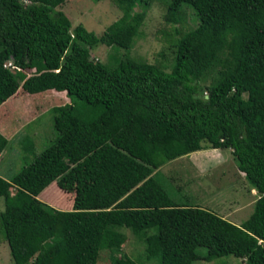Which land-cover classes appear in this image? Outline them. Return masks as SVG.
<instances>
[{
    "label": "trees",
    "instance_id": "obj_1",
    "mask_svg": "<svg viewBox=\"0 0 264 264\" xmlns=\"http://www.w3.org/2000/svg\"><path fill=\"white\" fill-rule=\"evenodd\" d=\"M63 1L0 0V106L18 90L67 100L50 108L56 140L9 182L0 178L12 264H96L100 251L119 249L122 229L151 232L157 264L225 256L264 264V0H169L168 72L125 56L90 58L99 45L128 47L142 0H112L121 17L99 35L72 27L56 10ZM183 6L196 18L188 30L179 27ZM6 143L0 135V152ZM205 149L228 150L257 194L240 225L178 203L159 176L167 162ZM52 182L73 192L70 211L35 199Z\"/></svg>",
    "mask_w": 264,
    "mask_h": 264
},
{
    "label": "rangeland",
    "instance_id": "obj_2",
    "mask_svg": "<svg viewBox=\"0 0 264 264\" xmlns=\"http://www.w3.org/2000/svg\"><path fill=\"white\" fill-rule=\"evenodd\" d=\"M168 5L169 0H142L136 3L132 13L142 12L143 19L137 35L128 43V47L107 48L99 45L89 51L90 58L94 62L112 63L113 56L115 58L125 56L137 62L154 65L165 72L170 71L176 35L175 27L165 21ZM183 8L186 18L179 27L182 30H188L195 27L196 18L190 8L186 6ZM56 10L63 12L72 27L81 25L95 35L102 33L121 17V12L112 0H64ZM176 28L178 27L176 26ZM21 97L22 95L17 99V102H22L23 112H26L28 116L41 108L42 113L37 122L24 126L20 133L18 132L20 135L29 132L30 142H22V138L18 140V143L25 147L24 153L16 148L17 137L9 145L10 149L4 150L8 157L2 161L0 168L7 164V168L13 175L56 140L58 134L53 127V114L50 112V108L67 103V100L61 95H52L51 93L38 95V97L27 96L26 99ZM34 130H39L37 140L31 136ZM221 153L222 156L217 152L212 153L214 159L219 162L210 166L206 165V169L209 170L195 169L196 167L191 165V161L187 159L186 155L182 159L180 157V159L164 164L159 170V176L167 184L168 191L173 190L171 195L178 203L197 206L238 225L251 214L257 194L250 190L243 175L237 171L229 156V151L222 150ZM73 196V192L64 193L57 187L56 182H52L35 199L45 204L48 202V205L54 209L70 211ZM1 205L2 203H0V207ZM2 209L0 208V212ZM121 232L124 234L125 240L119 249L100 251L96 264H117V262L122 264H157L156 252L146 240L150 238L151 232L147 234L146 238L135 237L126 229H122ZM0 264H12L7 245L1 235ZM193 264H244V262L232 256H225L210 262L199 260Z\"/></svg>",
    "mask_w": 264,
    "mask_h": 264
},
{
    "label": "crops",
    "instance_id": "obj_3",
    "mask_svg": "<svg viewBox=\"0 0 264 264\" xmlns=\"http://www.w3.org/2000/svg\"><path fill=\"white\" fill-rule=\"evenodd\" d=\"M20 95H22V97H21L22 99H26L27 96L38 97V95H41V94H36V95H26V94H24L23 95V93L20 90H18L15 93V95H13L9 99H7V101L0 106V111H2V107L8 106L9 104L13 105V107H14L13 108V114H12L13 116L11 115L10 117H8L9 118L8 122L7 123L0 122V135L7 142L5 147H4V149L0 152V165H1L2 161H5V159H7L6 157H8V156H6L7 152L4 151V150L5 149H10L9 145L12 142L15 141L16 137H17V146H16V148H17L18 151L21 150L24 153L25 147H22V145H20L18 143V140L22 138V142L23 141L30 142L29 139H28V133L29 132L25 133V134H21V135L18 134V132L20 133V130L24 126L31 125V124L37 122L40 119V115L42 113V108L41 109H37V111L34 114H32L31 116H28L26 112H23L24 108H23L22 102H19V103L17 102V99L20 97ZM20 104H22V105H20ZM13 117L15 118V121H14ZM11 118H12V120H11ZM38 134H39V130H34L32 132L31 136L34 137L35 140H37ZM27 147L30 148V146H27ZM202 151H204V152H202ZM200 152H202V154H199ZM214 152H217L219 155L222 156V153L219 150H216V149H205V150H201V151L190 153L189 155H187V157H188L187 159H189L191 161V165H194L193 166L194 168L196 167L195 169L209 170V169H206V165L210 166L213 163L216 164L217 162H219V160L218 161L215 160L214 157L212 156V153H214ZM183 157H185V156H183ZM183 157H181V159ZM2 158H4V159L2 160ZM178 159H180V158H178ZM7 167H8V165L4 164V166L2 168H0V178L5 180V181H7V182H9L11 180V178L16 173L13 175L10 172V169L7 168ZM47 187L45 189H43L42 192H44L47 189ZM0 203H2L0 208H3V202H2L1 198H0ZM47 205H48V202H47ZM238 225H240V224H238Z\"/></svg>",
    "mask_w": 264,
    "mask_h": 264
},
{
    "label": "built area",
    "instance_id": "obj_4",
    "mask_svg": "<svg viewBox=\"0 0 264 264\" xmlns=\"http://www.w3.org/2000/svg\"><path fill=\"white\" fill-rule=\"evenodd\" d=\"M5 67H8V68H13V67H11V66H10V64H9V63H7V64L5 65Z\"/></svg>",
    "mask_w": 264,
    "mask_h": 264
}]
</instances>
